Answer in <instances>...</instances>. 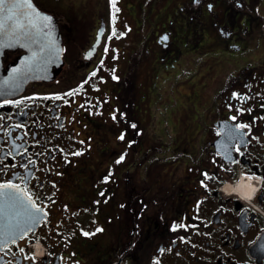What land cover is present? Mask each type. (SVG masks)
<instances>
[{"label":"flooded vegetation","instance_id":"1","mask_svg":"<svg viewBox=\"0 0 264 264\" xmlns=\"http://www.w3.org/2000/svg\"><path fill=\"white\" fill-rule=\"evenodd\" d=\"M80 4L42 0L57 17L63 64L0 97V183L48 214L37 264H264V216L218 191L241 168L264 177V0H118L114 22L98 7L77 13ZM117 46L129 66L110 75ZM22 52L4 50L2 71ZM151 77L159 91L182 78L189 103L173 109L160 160L142 167L151 138L142 121L159 96ZM237 123L250 125L243 156L229 140ZM204 173L216 179L202 186ZM254 203L264 208V187ZM32 242L9 245L0 264H32L23 259Z\"/></svg>","mask_w":264,"mask_h":264},{"label":"water","instance_id":"2","mask_svg":"<svg viewBox=\"0 0 264 264\" xmlns=\"http://www.w3.org/2000/svg\"><path fill=\"white\" fill-rule=\"evenodd\" d=\"M31 3L41 16L51 18L50 34L43 22L30 13L23 0H3L0 3V24L3 25L0 36H3L5 42L12 40L14 36H21V45H27L4 49H22L23 52L3 71L2 55H0V97L15 94L29 81L54 78L63 64L62 41L57 17L42 10L34 0H31ZM101 32L102 29L98 30L92 47L97 45ZM93 52L92 48L87 56H91Z\"/></svg>","mask_w":264,"mask_h":264},{"label":"snow or ice","instance_id":"3","mask_svg":"<svg viewBox=\"0 0 264 264\" xmlns=\"http://www.w3.org/2000/svg\"><path fill=\"white\" fill-rule=\"evenodd\" d=\"M3 0H0L2 3ZM24 4L27 6L30 13L40 19L45 28L49 29V34L51 32L52 21L50 17L41 16L35 9L32 7L31 0H23ZM198 3V0H196ZM112 12V20L113 22L116 19V14L119 12V8L117 7L118 0H109ZM211 5L209 8L211 10ZM3 29V25L0 24V30ZM23 35V34H21ZM113 35H116L115 29H113ZM122 35V33H121ZM17 45H21V36H14L12 40L5 42L3 36H0V55H3L4 49L14 47ZM27 46V45H21ZM107 51V49H105ZM90 55V54H89ZM95 75V73H92ZM115 79V77H113ZM238 94L233 93V98H237ZM56 99H60L59 96ZM5 103H10V101H5ZM241 109H238L237 112H241ZM250 112L251 109H248ZM233 121L237 119L236 116L231 117ZM264 119V117H261ZM135 128V125H132ZM235 130L237 132H231L229 135V140H234L235 145H232L231 148L234 149L240 156H243L245 153L242 151V147L247 145V141L244 139V136L247 135L243 130L249 129V124L237 123L234 125ZM238 133V134H237ZM120 139H124L123 135L119 137ZM252 139H256V137H252ZM81 153L77 152L74 155H80ZM225 159L228 160L230 164H237L240 161L232 158L230 148H225ZM124 159L123 156L117 160V163H120ZM225 171H231L230 168H225ZM204 181H202V186H204L205 182L209 179H216V177H210L207 173H204ZM18 185L13 183H0V254L11 253V248L9 245H15L18 241H24L27 239L32 240H43L45 237L37 235V229L40 227L41 223L47 224V212L42 210L43 206L37 207L36 204L32 203V198L27 197L26 194H19ZM103 195V193H102ZM176 225L173 226V231L176 230ZM180 227H185V230L188 226L180 225ZM96 232H101L102 229L97 228ZM84 236L93 235L94 233L83 232ZM183 239V238H181ZM24 248L21 247L19 249L20 253H24ZM164 250L161 249V252ZM24 260H32V264H37L35 259L32 256L24 255ZM6 264H11V262H6ZM154 264H159L158 261H155Z\"/></svg>","mask_w":264,"mask_h":264},{"label":"rangeland","instance_id":"4","mask_svg":"<svg viewBox=\"0 0 264 264\" xmlns=\"http://www.w3.org/2000/svg\"><path fill=\"white\" fill-rule=\"evenodd\" d=\"M44 2L55 3L59 0H43ZM81 2L80 7L77 10V13H87L95 12V8H100L101 10L106 11V15L112 17L113 9L108 0L98 3H90L92 0H78ZM40 7L42 8V0L38 1ZM90 3V4H89ZM74 11L73 8H69ZM125 40L128 39L127 35H122ZM115 44H124L122 39H118ZM109 67L106 65L108 74L121 75L125 70H128L129 63L127 62V55H129V50H125L123 46H117L114 48V51L110 52ZM127 62V63H126ZM105 68V66L103 67ZM115 72V73H114ZM157 79L151 77V82L154 83V87L157 89L159 96L155 98L156 104L150 106L149 114L142 121V126L144 129H149L151 138L147 143V146L142 150L141 156L138 158L139 163L142 167L150 166L156 161L160 160L161 151L163 145L166 143H171L174 139L172 129L170 125L174 123L173 109H180L181 107H186L189 103L188 97L180 93V87L186 83L182 78L176 79L171 82L167 88L163 90H158V85H155ZM185 91H187L185 89ZM150 103V102H149ZM158 122V125L156 124ZM141 123V121H135V123ZM154 129L159 130L163 135L158 137V133L152 132ZM144 144V143H143Z\"/></svg>","mask_w":264,"mask_h":264},{"label":"clouds","instance_id":"5","mask_svg":"<svg viewBox=\"0 0 264 264\" xmlns=\"http://www.w3.org/2000/svg\"><path fill=\"white\" fill-rule=\"evenodd\" d=\"M262 187H264V177L248 174L241 168L238 179H234L231 182L224 181L218 191L225 198L234 197L239 199L250 207L253 212L264 216V208L254 203ZM30 247L33 249L32 256L34 259L43 257L47 253V249L40 243L39 239L35 240Z\"/></svg>","mask_w":264,"mask_h":264}]
</instances>
